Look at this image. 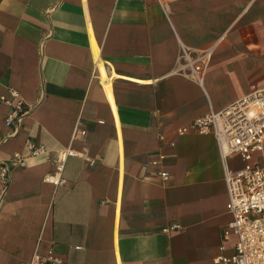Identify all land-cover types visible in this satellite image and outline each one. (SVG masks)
I'll use <instances>...</instances> for the list:
<instances>
[{"label": "crops", "instance_id": "crops-1", "mask_svg": "<svg viewBox=\"0 0 264 264\" xmlns=\"http://www.w3.org/2000/svg\"><path fill=\"white\" fill-rule=\"evenodd\" d=\"M182 47L213 49L202 83L176 71ZM261 87L264 0H0V95L27 108L8 126L0 105V162L25 159L0 179V264H223L244 162L181 129Z\"/></svg>", "mask_w": 264, "mask_h": 264}, {"label": "built area", "instance_id": "built-area-1", "mask_svg": "<svg viewBox=\"0 0 264 264\" xmlns=\"http://www.w3.org/2000/svg\"><path fill=\"white\" fill-rule=\"evenodd\" d=\"M213 49L193 54L182 47L177 72L193 76L199 82L208 68ZM0 105L12 108L7 116L8 126L20 123L27 113L26 102L15 89L0 95ZM196 131L200 134H213L223 157L240 156L243 166L228 170L226 182L229 194V210L233 219L225 233L228 238L232 232L237 237L235 253L221 256L216 261L223 264H264V87L258 88L220 111L210 112L198 117L181 129V133ZM84 135L85 131H81ZM43 146H31V154L45 153ZM79 154L69 148L60 152L52 174L45 180L59 185L63 182V172L69 156ZM25 165L24 157L17 153L11 164L0 162V179L7 181L12 166ZM161 177L170 178L168 171ZM64 259L54 252L41 257L37 253L30 264H63Z\"/></svg>", "mask_w": 264, "mask_h": 264}, {"label": "bare ground", "instance_id": "bare-ground-1", "mask_svg": "<svg viewBox=\"0 0 264 264\" xmlns=\"http://www.w3.org/2000/svg\"><path fill=\"white\" fill-rule=\"evenodd\" d=\"M103 76H104V78L106 79V76H107V75H106V73H105L104 71H103ZM111 97H112V96H111Z\"/></svg>", "mask_w": 264, "mask_h": 264}]
</instances>
